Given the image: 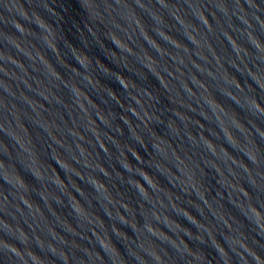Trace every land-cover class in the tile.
Instances as JSON below:
<instances>
[{
  "label": "water",
  "instance_id": "obj_1",
  "mask_svg": "<svg viewBox=\"0 0 264 264\" xmlns=\"http://www.w3.org/2000/svg\"><path fill=\"white\" fill-rule=\"evenodd\" d=\"M0 264H264V0H0Z\"/></svg>",
  "mask_w": 264,
  "mask_h": 264
}]
</instances>
